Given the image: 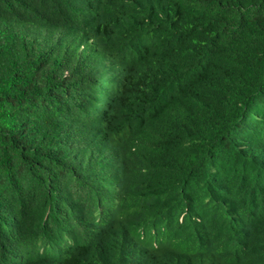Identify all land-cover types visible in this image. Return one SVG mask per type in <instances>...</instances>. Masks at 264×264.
<instances>
[{"label":"trees","instance_id":"trees-1","mask_svg":"<svg viewBox=\"0 0 264 264\" xmlns=\"http://www.w3.org/2000/svg\"><path fill=\"white\" fill-rule=\"evenodd\" d=\"M263 202L264 0H0V264H264Z\"/></svg>","mask_w":264,"mask_h":264},{"label":"clouds","instance_id":"clouds-1","mask_svg":"<svg viewBox=\"0 0 264 264\" xmlns=\"http://www.w3.org/2000/svg\"><path fill=\"white\" fill-rule=\"evenodd\" d=\"M246 170L247 169L241 170L239 172V175L246 176V174H248ZM248 170L253 171V170H255V168L248 169ZM181 220H183V218H181ZM203 222H204V220H203L201 213L195 212V213L191 214V212H189L185 218L184 226L185 227L187 226V230L189 232H192L194 228H196L198 230L201 229L204 226ZM233 228L240 230L239 232H237L236 230L235 231L237 232V236L240 235V237H242L246 234L247 229H248L247 221L242 220L241 223L234 225Z\"/></svg>","mask_w":264,"mask_h":264},{"label":"bare ground","instance_id":"bare-ground-1","mask_svg":"<svg viewBox=\"0 0 264 264\" xmlns=\"http://www.w3.org/2000/svg\"><path fill=\"white\" fill-rule=\"evenodd\" d=\"M244 130V129H243ZM264 203V202H263Z\"/></svg>","mask_w":264,"mask_h":264}]
</instances>
